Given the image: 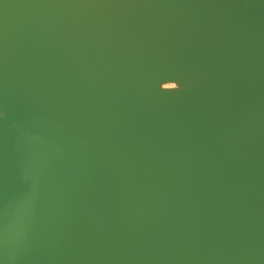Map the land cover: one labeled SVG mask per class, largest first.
<instances>
[{"label":"water","instance_id":"obj_1","mask_svg":"<svg viewBox=\"0 0 264 264\" xmlns=\"http://www.w3.org/2000/svg\"><path fill=\"white\" fill-rule=\"evenodd\" d=\"M0 264H264V0H0Z\"/></svg>","mask_w":264,"mask_h":264},{"label":"clouds","instance_id":"obj_2","mask_svg":"<svg viewBox=\"0 0 264 264\" xmlns=\"http://www.w3.org/2000/svg\"><path fill=\"white\" fill-rule=\"evenodd\" d=\"M178 84V83H177ZM179 85V84H178ZM179 88H180V85H179V87L177 88V89H175V90H179Z\"/></svg>","mask_w":264,"mask_h":264}]
</instances>
